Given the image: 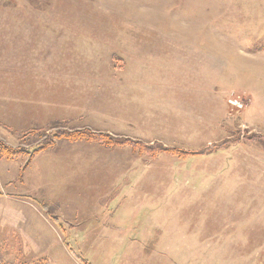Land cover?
<instances>
[{"label":"rangeland","instance_id":"374dc122","mask_svg":"<svg viewBox=\"0 0 264 264\" xmlns=\"http://www.w3.org/2000/svg\"><path fill=\"white\" fill-rule=\"evenodd\" d=\"M131 39L180 42L169 45V72L136 66ZM5 66L0 140L14 150L42 147L60 130L89 129L162 150L202 151L152 155L77 141L78 151L138 156L128 157L135 160L122 178L131 182L118 181L114 194L109 177L95 174L99 162L88 161L99 159L96 151L75 175L66 151L74 142L54 139L52 152L38 153L22 173L29 156L0 159L5 249L44 264H264V253L252 252L254 244L264 248V142H248L264 138V0H0V74ZM128 79L154 95L158 115L166 108L163 136L136 138L145 135L126 121L98 123L102 110L115 114L99 97L69 96L81 106L53 100L61 86L100 90L111 85L106 80ZM84 107L89 117L69 118ZM248 151L256 165H243ZM35 197L53 216L35 213H43Z\"/></svg>","mask_w":264,"mask_h":264},{"label":"crops","instance_id":"0c3cea01","mask_svg":"<svg viewBox=\"0 0 264 264\" xmlns=\"http://www.w3.org/2000/svg\"><path fill=\"white\" fill-rule=\"evenodd\" d=\"M82 23H83L82 28L88 27L85 22H82ZM117 28H122V26L117 27ZM128 41L130 45H133L132 50H130V58H133L135 60L136 66L137 64H139L143 68H149V69H146V71H152V68L153 69L159 68V71L163 70V73H168L169 71H165V70L170 68L171 59L167 58L168 54L170 53L169 45L170 44H180V42H168L165 40H163L162 42H156L157 40H152V39L151 40L131 39ZM153 45H158V46L154 47ZM151 59L156 60V61L153 63ZM170 74L174 75V72H170ZM7 76H9V68L5 66V70L2 71L0 74V82H4ZM127 78H131V77L129 76ZM24 81L25 79L21 80L22 84L24 83ZM106 81L111 85L106 86L100 90H95L93 87L89 85L71 84L73 86L64 92V86H61L62 95L59 96V94L53 93L54 95L53 100L63 101L64 103L70 106H74V105L81 106L79 101L73 100L69 98V96L74 95L80 99L85 100L86 103L94 102V98L99 97L100 99L98 101L100 103H105L108 105L109 108L108 107L107 108L109 110L107 111L111 112L113 110L115 111V114L114 116H112V118H110L108 114L105 112V110H102V112L98 113V117H99L98 123L111 125V124H115L114 122L116 121H120V122L126 121L127 126L134 125V127L132 128H136L137 131H142V134L145 135V136H137L136 138L149 136L148 134H152L151 136H153L154 133L155 135L163 136V131L159 130L160 128L159 126H163L162 118L167 111L165 108L163 109L162 113L158 115L159 112L154 102L156 98L154 97L153 94L149 93V94H146L147 95L146 96L145 95L146 91L144 88L137 87L136 89H134L133 86L135 85V83L133 79L124 80L125 82L123 80L121 81L120 80L119 81L106 80ZM128 82L132 83L131 86L128 85ZM33 89H35V87H32L30 90L27 89V92L28 91L32 92ZM175 89H178V88L174 87L171 89L172 94L174 93ZM17 92L19 94L18 90ZM67 92H68V98L63 100V97L67 96ZM90 94H94V95L90 96ZM157 98L161 99V96H157ZM34 102L35 100L32 101L31 104H34ZM21 103H22V100L20 98V101L17 102L16 106L20 105ZM35 103L38 108L42 106V105L40 106L38 102H35ZM177 110H180V106L177 107ZM90 112L91 111L86 109V107H84V109L80 113L78 109L71 110L69 114V118H72V120H76V119L83 120L89 117ZM178 115L181 118H184L185 116L179 112H178ZM115 116H117V118H115ZM24 117H25V113L23 115L21 112L19 113L17 110V118L20 124H22L21 121H23ZM110 119L113 120L114 122H112ZM68 122H71V121H68ZM179 130H180L179 128L174 129V131L176 132ZM194 135L200 136L199 133L198 134L194 133ZM120 136H128V135L125 134V135H120ZM79 142H82V141H79ZM74 143H75L74 145H77V146L71 145L69 146V150H66V151L68 155L73 158L72 163H75V165L71 163V165L75 168L74 170L75 175L77 173V167L81 166L84 169V162H85L84 156L90 153L91 151H96L98 153L99 159L97 157H94V158L89 159L88 161H93L92 164L99 162L98 164L99 168L97 169L95 174L103 172L109 177V181L106 183V189L112 190L111 193L114 194L115 190L122 188L117 185L118 181L123 184L131 182V181L123 180L122 178L128 172L127 164H130L133 160H135V159H129L128 157L133 155L136 158H138L136 154L127 153V152L122 153L120 151H115L113 149L110 151H105L102 148H96V147L89 148V146H85L84 151H78V147L80 146V144L76 142ZM207 147H209V145H207ZM88 148H89V151H87ZM48 151L46 153L52 152V150L49 152ZM200 151L201 149L197 152H200ZM62 152L64 151L58 150V151H55L53 154H49L47 157L51 158L53 155H58L59 153H62ZM124 155L127 157H123ZM252 155L253 157L249 154V151H248V154L246 155L247 160L243 162L244 166L246 167L252 166L258 163V160L255 159V153ZM85 163L88 166H90L89 163L87 162ZM89 181L90 179L83 181L81 183L82 188L84 187V184H86L88 188ZM138 186L139 184H137L135 187L138 188ZM144 186H153V184H150L149 182L146 181L144 183ZM80 191H81V188H80ZM27 196H30V194L27 193ZM33 203L36 204L40 208V210L43 212L40 214L35 212L36 214L40 216V218L43 221L46 216L49 217L53 214L52 209L49 210V207L44 203V201H43V204L47 206L46 208L39 206L40 203H38V200L36 199V197L35 199H33ZM46 209H48L49 213H52V214L51 215L47 214L45 211ZM252 252L253 253H264V248L261 246L260 243H257V244H254Z\"/></svg>","mask_w":264,"mask_h":264},{"label":"trees","instance_id":"16d2710c","mask_svg":"<svg viewBox=\"0 0 264 264\" xmlns=\"http://www.w3.org/2000/svg\"><path fill=\"white\" fill-rule=\"evenodd\" d=\"M39 130V129H37ZM39 133H43L42 131H39ZM50 139H47L46 144H44L42 147H37L32 150H26L23 148H19L18 150H14L11 147H8L4 143H2V140H0V159L1 160H9L10 159H17L20 158L23 159L27 156H29V160L26 162V165L24 168H22L21 173L23 170L27 169V167L30 165L32 162V159H34L38 153L40 152H46L50 150V148L54 145L55 140L62 141V140H67L69 142H77V141H85V142H97L103 146H107L109 148H114L116 146H122V145H129L134 148L136 151H140L142 153H150L152 155H156L160 152L168 153L171 155H180V156H191V155H199L202 154V151L200 152H186V151H181L177 150L175 148H165L161 149L158 147H152L149 146L148 144H144L140 141L136 140H131L130 138H121V137H113L110 135H105L103 133H98L94 131H90L89 129L85 130H60L58 132H54V134H50ZM47 138V137H46ZM250 141L248 142H253V141H262L264 142V138L261 135L253 136ZM237 141H239L237 139ZM247 142V141H246ZM55 146V145H54ZM53 146V147H54ZM52 147V148H53ZM51 148V149H52ZM206 153V152H204ZM26 171V170H25ZM21 178V175H20ZM42 207H47L45 204L41 205ZM48 210V209H47ZM51 215V213H47ZM52 216V215H51ZM53 220L56 221L55 217H52ZM44 264L43 261H26L23 260L22 258H19V255L16 254L14 251L7 250L5 249L1 244H0V264Z\"/></svg>","mask_w":264,"mask_h":264}]
</instances>
